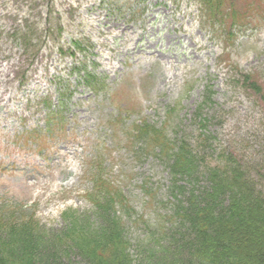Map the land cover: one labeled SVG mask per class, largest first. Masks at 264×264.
<instances>
[{
  "label": "rangeland",
  "instance_id": "1",
  "mask_svg": "<svg viewBox=\"0 0 264 264\" xmlns=\"http://www.w3.org/2000/svg\"><path fill=\"white\" fill-rule=\"evenodd\" d=\"M234 1L252 13L227 36L202 0H0V205H33L34 245L70 230L85 238L122 216L115 264H169L166 240L189 239V223L176 213L167 156L134 132L144 122L172 143L202 139L191 183L178 177L189 185L186 202L196 196L203 207L216 171L227 174L217 181L230 185H220L224 194L249 187L264 198V0L263 10ZM95 160L124 197L120 211H97L85 198ZM239 237L264 261L258 235ZM52 251L50 264H108Z\"/></svg>",
  "mask_w": 264,
  "mask_h": 264
},
{
  "label": "trees",
  "instance_id": "2",
  "mask_svg": "<svg viewBox=\"0 0 264 264\" xmlns=\"http://www.w3.org/2000/svg\"><path fill=\"white\" fill-rule=\"evenodd\" d=\"M202 3L209 21L214 24L218 22L220 27L227 30V36H230L232 29L237 24L245 22L252 13L251 9H244L243 5L234 0H202ZM256 4L252 6L257 10H263L260 7L261 1L256 0ZM243 81L245 86L255 94L262 93L260 85L254 78L245 75ZM89 82L88 80L87 83ZM134 132H136L137 138L144 140L147 145L153 148L160 149L161 154L167 156L170 161V176L174 178L172 191L176 193L175 197L181 199L176 213H178L177 216L179 215L178 218L181 219V222L189 223L187 227L190 232L189 239H179L174 233L166 240L168 243L165 246L167 248L165 255L171 258L169 264H264L263 260L256 258L255 248L252 249L249 246L251 241L239 237L242 234L255 233L258 235V240L264 242V198L254 199L255 193L249 187L248 189H238L234 186L224 194L221 192L220 185L223 190L230 189V185L225 186L226 184L222 185L220 181H217L220 179L226 181L224 177L227 174L223 175L222 172L219 174V171H216L218 174H212L213 178H216L215 194L211 191L206 194L203 201L206 205L201 207L196 196H190L186 202L188 199L186 196L191 194L187 189L189 185H183L184 181H181L183 178L178 179V177H186L190 180L188 183H191L190 178L193 177L199 166V147L202 139L199 138L194 143L187 139L172 143L171 139H167L163 129L151 126L147 122L138 125ZM101 166L98 165V170H93L94 188L87 195V200H90L97 211L103 213L112 212L113 209L120 211L126 206L124 197L120 194L116 182L109 177H104ZM184 196L183 200L181 197ZM209 198L215 206L207 204ZM218 198H223L226 201L216 205L215 202ZM33 217L32 214L15 207L0 209V264H50L48 263L51 262L49 257L51 259L54 257L48 255L52 250L53 254L57 255L62 251L80 252L84 255L86 253L88 259L100 254L108 259V264H115L118 258V247L123 249L121 240L124 238L120 236L121 228L119 229L123 226L122 216L118 223L114 220L108 226H104V224L94 231L84 230L82 234L85 238L80 237L79 239L80 231L71 232L70 230L67 235L61 236L57 241L56 239L53 241L42 239L38 241V245L35 244L36 246L34 241L31 242L33 235H36L35 231L32 232L31 228H27L34 221ZM65 240L75 245L63 244ZM77 240L79 242L75 243ZM156 240L159 241V239ZM180 243L183 244L178 247ZM161 245L163 244L159 242L154 244L157 248H161ZM46 248H52V250L46 251ZM261 254L264 255V253H258V255ZM120 257L124 261V257Z\"/></svg>",
  "mask_w": 264,
  "mask_h": 264
}]
</instances>
